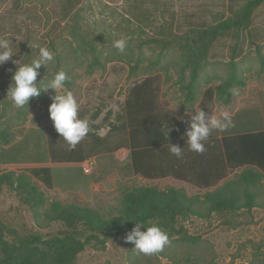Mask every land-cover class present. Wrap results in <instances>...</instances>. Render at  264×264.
I'll return each mask as SVG.
<instances>
[{
	"label": "rangeland",
	"instance_id": "rangeland-1",
	"mask_svg": "<svg viewBox=\"0 0 264 264\" xmlns=\"http://www.w3.org/2000/svg\"><path fill=\"white\" fill-rule=\"evenodd\" d=\"M245 2L72 0L70 12L64 16L67 0H9L0 8V36L7 34L13 38L14 51L17 45L12 60L27 63L36 58L38 49L31 47L34 42L53 51V61L41 67L36 82L51 79L60 69L68 74L66 87L80 105V116L87 118L91 127L74 150L83 151L84 159L91 158L93 165L90 173H84L82 164L77 162H20L0 164V169L18 172L34 166H49L53 176L51 186L31 178L49 200L89 206L106 216L115 214L124 190L153 183L134 177L127 164L118 165L116 150H105L131 133L132 128L129 132L119 127L110 129L113 123L126 124L123 107L130 88L152 77L151 88L157 90L155 98L160 93L168 96L172 99L171 108L181 103L172 109L179 116L189 111L182 106L183 98L175 84L178 47L171 44L162 48L161 39H174L195 27L213 26ZM248 27L238 33V38L233 32L219 36L210 48L207 66L200 78V92L207 86L215 87L225 76L227 62L234 51L246 81L244 87L236 88L238 94L233 95L234 103L240 102L242 106L236 119L247 121L246 127H240L244 131L264 128V69L260 62L264 56V1L254 10ZM121 37L127 40L123 52L112 46L113 41ZM89 44L101 52L104 63L103 68L92 72L87 70L91 57ZM161 51L163 55L159 56ZM17 67L11 61L0 66V81L8 76V84L0 95V125L7 127L11 145L17 146L21 154L33 153L36 142L52 144L59 151L69 148L49 118L53 90L41 92L46 104L31 98L23 108L16 107L7 96ZM162 184L154 185L160 188L170 185ZM205 191L197 190L188 195ZM259 198L264 202V186ZM0 221L21 233L34 230L53 233L62 227L61 223L53 222L38 229L30 209L6 186L0 188ZM238 221L240 224L231 228L221 224L216 215L207 219L190 216L183 224L188 233L196 237L195 243L172 237L163 251L145 255L130 242L111 239L104 246L85 247L75 264H264V206L254 208L251 215L245 214Z\"/></svg>",
	"mask_w": 264,
	"mask_h": 264
},
{
	"label": "trees",
	"instance_id": "trees-1",
	"mask_svg": "<svg viewBox=\"0 0 264 264\" xmlns=\"http://www.w3.org/2000/svg\"><path fill=\"white\" fill-rule=\"evenodd\" d=\"M263 1L246 0L239 9L232 10L226 18L213 26L191 28L174 39L159 40L162 48L171 44L178 47L179 61L175 84L182 95L183 105L192 106L199 97L202 100L228 104L233 97L230 90L245 86V76L238 67L234 51L227 62L225 76L220 78L215 87L207 86L200 92V78L206 69L209 51L214 42L227 32H233L235 38H238L240 31L249 28L254 10ZM71 2L72 0H67L64 16L70 12ZM88 50L91 54L90 62L87 63L88 72L103 68L101 52L92 44L88 45ZM160 55H163L162 51ZM260 62L263 70L264 56H261ZM152 80V77H146L130 88L123 107L126 124L113 123L110 129L132 128L133 120L142 117L138 111L149 112L151 102L147 100L144 103H134L129 97L133 94L140 97L154 95ZM206 83H209L208 79ZM7 84L8 76L0 81V95ZM35 100L42 104L47 103L42 93ZM8 135L7 127L0 125V164L84 160L81 150L66 148L59 151L52 144L43 145L39 142L33 144V153L21 154L17 146L11 145ZM99 139L103 140L97 137ZM121 146L127 147L126 139L113 148L106 147L105 150H117ZM222 149L224 162L230 168L239 167L240 170L221 185L195 195H188L182 188H160L153 183L131 186L122 192L117 212L108 216L89 206L64 203L58 199L49 200L31 179L51 186L53 176L49 166H34L18 172L0 169V188L6 186L30 209L38 229H44L53 222L62 225L53 233H42L38 230L21 233L0 221V264H75L78 254L87 246H104L111 239L125 240V235L136 223L135 220L124 219L127 217L155 222L167 231L169 238L175 237L188 243L196 241V237L190 235L183 224L190 216L207 219L216 215L221 224L236 228L240 224L239 217L251 215L254 208L264 206L259 198L264 186V130L222 137ZM130 152L132 154L133 150Z\"/></svg>",
	"mask_w": 264,
	"mask_h": 264
},
{
	"label": "crops",
	"instance_id": "crops-1",
	"mask_svg": "<svg viewBox=\"0 0 264 264\" xmlns=\"http://www.w3.org/2000/svg\"><path fill=\"white\" fill-rule=\"evenodd\" d=\"M8 2L9 0H0V8L5 7ZM153 90L157 92V90ZM166 94L169 93L166 92ZM129 100L134 103H144L148 100L152 103L148 113L147 111L146 113L138 111L142 117L133 120L131 133L125 138L128 148L121 146L116 150L118 165L127 164L134 177L153 182V184H170L169 186L182 188L187 194H190L197 190L214 189L240 170L239 167L230 168L223 160L222 137L246 132L243 130L244 128L240 127H246L247 121L239 122L236 119V114L242 107L241 103H234L233 97L228 104H221L215 100H202L200 97L192 106L182 104L189 111H184L180 116H184L186 112L194 114L195 110L192 107L196 106L209 113L228 111L232 114L234 126L223 132L214 131L206 141V150L203 153L188 150L184 135L188 125L177 119L180 116L172 110L171 98L164 96L163 93H160L156 98L153 94H148L146 97L133 94ZM146 115L152 117L147 118ZM164 126L172 129L167 138L161 131ZM129 130L128 127L127 131L129 132ZM259 130H264V128L251 129L250 131ZM169 145L181 147L182 155L180 157L173 155L169 151ZM131 149L133 150L132 154ZM87 159L91 158H85L77 163L83 164Z\"/></svg>",
	"mask_w": 264,
	"mask_h": 264
},
{
	"label": "clouds",
	"instance_id": "clouds-1",
	"mask_svg": "<svg viewBox=\"0 0 264 264\" xmlns=\"http://www.w3.org/2000/svg\"><path fill=\"white\" fill-rule=\"evenodd\" d=\"M13 38L5 34L0 36V66L11 61L18 65L11 76L12 84L8 94L16 107L23 108L31 98H37L41 92L54 91L51 97L52 102L48 106L49 118L53 122L54 129L67 143L69 149H74L91 131L90 122L87 118L80 116V105L71 90L66 87L70 79L68 74L60 69L56 71L51 79L45 81L41 79L37 84V77L40 75L42 66L46 67L53 61L54 53L46 46L33 43L32 48L38 49V56L27 63H19V60H12L17 52L13 50ZM127 44L124 37L115 39L112 46L123 52ZM232 95L238 94V89L230 90ZM176 103L172 109H175ZM194 114L185 113L184 116L177 117L181 122L187 123L185 131L186 143L189 151L203 153L205 143L214 131L223 132L234 126L232 114L228 111L205 112L199 106L192 107ZM172 129L166 126L161 128L163 135L167 138ZM169 151L180 157L183 149L179 146L169 145ZM135 220L136 223L125 235L126 242L134 244V248L145 255H153L163 251L164 247L170 243L169 235L155 222L138 221L134 217L124 218ZM143 228V230H142Z\"/></svg>",
	"mask_w": 264,
	"mask_h": 264
},
{
	"label": "built area",
	"instance_id": "built-area-1",
	"mask_svg": "<svg viewBox=\"0 0 264 264\" xmlns=\"http://www.w3.org/2000/svg\"><path fill=\"white\" fill-rule=\"evenodd\" d=\"M93 165V160L92 159H87L83 164H82V170L84 173H90L91 168Z\"/></svg>",
	"mask_w": 264,
	"mask_h": 264
}]
</instances>
